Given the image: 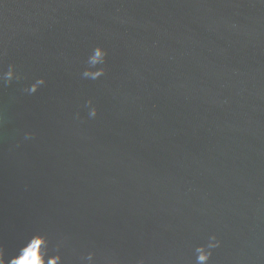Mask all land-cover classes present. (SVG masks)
<instances>
[{"label":"water","instance_id":"obj_1","mask_svg":"<svg viewBox=\"0 0 264 264\" xmlns=\"http://www.w3.org/2000/svg\"><path fill=\"white\" fill-rule=\"evenodd\" d=\"M35 237L42 264H264V0H0V264Z\"/></svg>","mask_w":264,"mask_h":264},{"label":"clouds","instance_id":"obj_2","mask_svg":"<svg viewBox=\"0 0 264 264\" xmlns=\"http://www.w3.org/2000/svg\"><path fill=\"white\" fill-rule=\"evenodd\" d=\"M104 57H105L104 50L102 48H96L94 50V54L89 59V63L93 66L97 64H101L104 61ZM104 72L105 70L103 68H100L96 71H92L91 69H88L84 72V76L92 79H97L102 75H104ZM15 78H16L15 71L11 67L9 71L4 73L3 75V79L8 83H11V81ZM43 83H44L43 80L37 81L36 84H33L31 86L29 91L35 93L38 90L39 86L42 85ZM90 115L93 117L96 115L95 108H92ZM35 239H37V237L33 238L30 241V243L25 248L22 249L21 254L18 257L14 258L11 261V264H42V259H41L42 253L39 252V250H37L36 244L33 242ZM40 239L43 240L42 237H40ZM197 251L199 252L198 261L200 262V264H206V262L209 260L210 253H207L205 249L202 247L199 248ZM59 259L60 258L57 257L58 264H59ZM89 259H91V257H89Z\"/></svg>","mask_w":264,"mask_h":264}]
</instances>
